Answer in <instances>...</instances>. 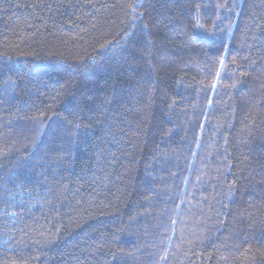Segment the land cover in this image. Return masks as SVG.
I'll return each mask as SVG.
<instances>
[{
  "label": "trees",
  "instance_id": "16d2710c",
  "mask_svg": "<svg viewBox=\"0 0 264 264\" xmlns=\"http://www.w3.org/2000/svg\"><path fill=\"white\" fill-rule=\"evenodd\" d=\"M0 264H264V0H0Z\"/></svg>",
  "mask_w": 264,
  "mask_h": 264
},
{
  "label": "snow or ice",
  "instance_id": "6c2138e0",
  "mask_svg": "<svg viewBox=\"0 0 264 264\" xmlns=\"http://www.w3.org/2000/svg\"><path fill=\"white\" fill-rule=\"evenodd\" d=\"M219 7H224V5H219Z\"/></svg>",
  "mask_w": 264,
  "mask_h": 264
}]
</instances>
